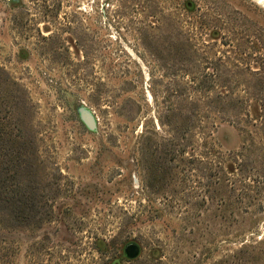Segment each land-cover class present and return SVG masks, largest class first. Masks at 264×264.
<instances>
[{
  "label": "rangeland",
  "instance_id": "rangeland-1",
  "mask_svg": "<svg viewBox=\"0 0 264 264\" xmlns=\"http://www.w3.org/2000/svg\"><path fill=\"white\" fill-rule=\"evenodd\" d=\"M263 1L0 0V180L50 213L1 226L0 264H264ZM177 37L189 60L160 49ZM189 70L215 73L189 93L207 119L169 159Z\"/></svg>",
  "mask_w": 264,
  "mask_h": 264
},
{
  "label": "trees",
  "instance_id": "trees-1",
  "mask_svg": "<svg viewBox=\"0 0 264 264\" xmlns=\"http://www.w3.org/2000/svg\"><path fill=\"white\" fill-rule=\"evenodd\" d=\"M141 25L142 24H140V28H139L140 34L145 42V40H147L148 38V34H146V30ZM145 46H147V44ZM160 49H162V51L163 50L168 51V54L171 52L170 54L174 56L180 57L181 54L186 55L188 58L187 60H189L192 57L191 55L193 54V52H195L194 46H192L188 40L183 41V43H181L179 37L172 39L167 47H163ZM188 51H190L191 53H188ZM160 53L163 54L162 52ZM1 73L2 70L0 69V75ZM184 73L188 74V72L185 70ZM189 73L192 75L191 79H189L190 83H187L184 86L185 93L187 94L183 93L182 86H179L178 90L176 88L171 87L167 91L166 99L170 102L173 101L174 99L176 100V102H172L171 105L167 104L165 106L164 109L165 113L163 116V119L166 121L165 124L168 127L172 128V131L174 133V135H172L170 138L167 139V143H164L162 145L165 148L164 151L162 152H165L166 155H168V157L172 153V151L174 152L182 151V149L184 148L183 146H185L183 145V142L185 143L186 140H188L187 134L191 131V128L193 127L196 121L202 122L201 118L207 119L206 116L200 115V108L197 106L200 100L193 99L192 96L189 95V93L196 94L197 92L200 95V97L202 95L208 94L213 86L206 84V79L215 76V73H207V72L197 73L196 71L193 72L190 71ZM12 87L14 88V82H12V84L7 86V90L9 92L7 96L10 99L12 98V100H10L11 102L15 99V96L11 94L12 91L10 92V90H12L11 89ZM182 97H186L185 101L191 100L190 101L191 106H187V105L179 106V103L177 101L178 99L182 101L183 100ZM260 100H261L260 106H261V119H262L261 128L264 129V98H261ZM243 102L244 101L241 100V98L239 97H235L231 99L227 95L225 96L220 93L219 94L216 93L215 99L211 100L210 102H207L206 107L210 109H214V111H217L218 112L217 116L220 119L227 121H231V120L234 121L233 119H235L237 115L240 116L241 113L244 112V108H242ZM183 107L186 109H183ZM175 111H177V113L173 114ZM22 138L24 137L22 136ZM145 138L142 143L144 149L146 150L149 145V142H147L149 138L146 139ZM22 143H24L23 145H25V142ZM173 145L177 146V148L173 149L172 147ZM171 157L172 156H170L169 159H171ZM23 163L24 164L26 163L25 160H23ZM239 166H241V163L239 164ZM238 170L240 171V168ZM162 175L163 174L161 173V171L158 170L155 173L154 179H161ZM23 184H24L23 181L19 182L17 180V182L15 183L16 187L9 186V188H7L9 189V191L13 190V188L14 189L16 188V190H18L19 194L16 195V197L14 198L10 192L8 191L3 192V189L5 188L2 187L3 180H0V228H5L1 226L3 224L9 223V221H16L18 223H24L33 226L36 224H40L47 219L48 220L50 219L49 217L50 213H48L46 210L34 211V207H33L34 204L36 206V203H38L40 200L39 201L36 200V196L32 197L31 195H28L25 192H23V190L21 189ZM6 192H8L9 195H6L5 194ZM7 197H11V198L9 199ZM7 202L8 203L12 202L13 210H8V212H3L2 205H4V203Z\"/></svg>",
  "mask_w": 264,
  "mask_h": 264
},
{
  "label": "bare ground",
  "instance_id": "bare-ground-1",
  "mask_svg": "<svg viewBox=\"0 0 264 264\" xmlns=\"http://www.w3.org/2000/svg\"><path fill=\"white\" fill-rule=\"evenodd\" d=\"M264 2V1H263Z\"/></svg>",
  "mask_w": 264,
  "mask_h": 264
}]
</instances>
